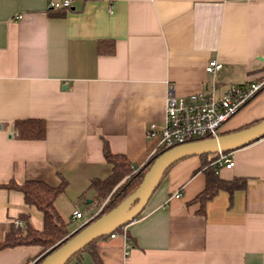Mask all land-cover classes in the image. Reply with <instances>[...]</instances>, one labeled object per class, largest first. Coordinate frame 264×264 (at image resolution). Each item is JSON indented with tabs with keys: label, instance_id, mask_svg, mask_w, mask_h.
Here are the masks:
<instances>
[{
	"label": "crops",
	"instance_id": "obj_1",
	"mask_svg": "<svg viewBox=\"0 0 264 264\" xmlns=\"http://www.w3.org/2000/svg\"><path fill=\"white\" fill-rule=\"evenodd\" d=\"M51 2L63 0H0V184L57 187L64 178L55 205L75 233L102 211L91 184L112 173L104 143L142 167L159 141L148 127L164 121L171 88L180 98L221 96L232 84L264 80V0H71L67 9ZM210 60L222 71L207 73ZM21 119L45 120L46 139L18 138ZM263 119L264 89L223 134ZM228 154L234 167L217 173L244 178L247 188L220 191L203 215L194 202L207 182L202 167L218 157L179 161L123 233L99 240L102 264H264V137ZM22 215L43 229L21 193L0 189V242L12 224H24ZM41 250L3 249L0 264H35ZM70 264L96 263L84 253Z\"/></svg>",
	"mask_w": 264,
	"mask_h": 264
},
{
	"label": "trees",
	"instance_id": "obj_2",
	"mask_svg": "<svg viewBox=\"0 0 264 264\" xmlns=\"http://www.w3.org/2000/svg\"><path fill=\"white\" fill-rule=\"evenodd\" d=\"M110 53H114V49H112ZM14 127L18 135L17 137H20L22 140L43 141L47 137V122L42 119L17 120L14 122ZM167 151L168 150L159 151L142 167L136 170L126 155L113 153L108 143L105 142L104 155L108 163L112 165V173L104 180L95 179L92 181L91 187L96 191L98 196L95 201L96 206L101 207L102 210L93 221L109 213L124 200L129 198V196L138 189L140 184H142L146 173L157 158ZM217 155L218 154H216V156ZM200 157L205 159L208 156L204 155ZM202 169L205 171L207 182L204 191L197 196L194 202L200 203V213L203 215L206 213L207 203L220 191L224 190L233 195L236 191L247 188V181L244 178H235L233 180L222 179L217 173L219 167L213 165L212 162H205ZM67 185L68 182L64 178L57 187L51 186L47 182L40 180H28L20 183L12 179L0 184V189L21 193L26 205L36 209L43 216V229L37 230L33 226L30 217L28 215H22L20 219L24 224L21 226L12 224L6 234L7 237H5L4 241L0 242V251L7 248H16L18 246L41 247L40 257L35 262V264H41L48 255L70 239H73L77 232L71 233L69 231V223L65 222L55 205L58 197L65 192ZM125 227L127 226L119 228L116 232L123 233ZM109 236L103 237L100 240ZM98 242L99 240L88 245L80 253L71 258L67 264H70L74 260H77L78 263L81 262L82 254L84 253H89L96 264H102L98 254Z\"/></svg>",
	"mask_w": 264,
	"mask_h": 264
},
{
	"label": "built area",
	"instance_id": "obj_3",
	"mask_svg": "<svg viewBox=\"0 0 264 264\" xmlns=\"http://www.w3.org/2000/svg\"><path fill=\"white\" fill-rule=\"evenodd\" d=\"M51 9H67L71 0L62 3L51 2ZM223 65L217 60H210L206 67L207 73L216 74L222 71ZM213 90L216 83H212ZM264 89V80L248 85H231L221 95L212 93H195L185 97L174 94L173 88L166 99L165 118L161 124L152 123L148 127L149 139H158V146L152 156L162 150H170L192 142L218 138L224 133L225 125L246 107ZM1 129V127H0ZM214 165L219 168L231 169L235 162L228 153H219ZM180 194L177 195L179 197ZM82 213L74 211L73 218L80 219ZM16 222V226H21ZM115 238L117 232L110 235ZM126 255L130 246H127Z\"/></svg>",
	"mask_w": 264,
	"mask_h": 264
},
{
	"label": "water",
	"instance_id": "obj_4",
	"mask_svg": "<svg viewBox=\"0 0 264 264\" xmlns=\"http://www.w3.org/2000/svg\"><path fill=\"white\" fill-rule=\"evenodd\" d=\"M264 137V119L245 128L218 138L192 142L168 150L158 157L146 173L138 189L109 213L91 220L77 234L41 264H67L91 243L116 232L137 219L147 206L167 171L179 161L193 156H210L229 153Z\"/></svg>",
	"mask_w": 264,
	"mask_h": 264
},
{
	"label": "rangeland",
	"instance_id": "obj_5",
	"mask_svg": "<svg viewBox=\"0 0 264 264\" xmlns=\"http://www.w3.org/2000/svg\"><path fill=\"white\" fill-rule=\"evenodd\" d=\"M88 207H89L88 205H82V209H83L85 214H89L90 213V212H88L89 211Z\"/></svg>",
	"mask_w": 264,
	"mask_h": 264
}]
</instances>
